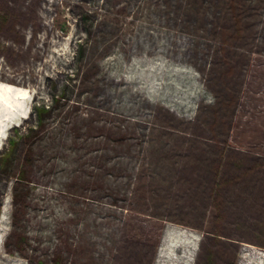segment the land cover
Listing matches in <instances>:
<instances>
[{
	"label": "rangeland",
	"instance_id": "obj_1",
	"mask_svg": "<svg viewBox=\"0 0 264 264\" xmlns=\"http://www.w3.org/2000/svg\"><path fill=\"white\" fill-rule=\"evenodd\" d=\"M234 1L0 0V264H264V0Z\"/></svg>",
	"mask_w": 264,
	"mask_h": 264
},
{
	"label": "trees",
	"instance_id": "obj_2",
	"mask_svg": "<svg viewBox=\"0 0 264 264\" xmlns=\"http://www.w3.org/2000/svg\"><path fill=\"white\" fill-rule=\"evenodd\" d=\"M248 1H250V0H235L234 2H232V5H230L229 7H230V9L231 8H233L234 10H237L238 11V9H239V11L241 12V14H244L245 12H246V10H252V9H254V8H256V9H258V10H260V4H261V2H259V0H257V4H256V6H253V4H248ZM258 13H260V12H258ZM239 15H240V13H238V14H236L235 16L237 17L236 18V21H240L239 20ZM260 25H262V26H264V21L262 20V21H260ZM263 31H264V29H263ZM264 39V38H263ZM42 51H39L38 52V57L40 58V60H42V57L47 53V49L45 48V49H41ZM73 62H74V59H73V57H67V58H65L64 60H62V61H59L58 63H57V65L54 67V68H50V69H43L41 72H39V75H42V74H44L45 73V70H47V71H52V73H55L54 75H58V74H62V73H66L65 71H66V69L68 68V67H70L72 64H73ZM38 67H39V64H38ZM37 71H39L38 69H37ZM36 71V73H38ZM8 80H10V81H12V82H14V83H18V81L17 80H13V79H8ZM20 83H21V81H19ZM229 100L231 101V102H233V101H235V93H233L232 94V97H231V95H230V97H229ZM30 113H31V111L29 112V114H28V116H27V118H25L24 120H26V119H28L29 117H30ZM24 120L20 123V124H18V125H14V126H12L11 128H13V127H15V126H20V125H22V123L24 122ZM10 128V129H11ZM9 129V130H10ZM262 159V162H259V163H256V165L254 166V165H252V166H250L249 168L247 167V172H253V170L254 169H258V170H260L261 169V167H262V165H263V160H264V158H261ZM258 162V161H257ZM219 167V166H218ZM263 184V185H262ZM261 185H262V187H263V190H262V193H261V197H262V199L264 200V194H263V192H264V178H263V180L261 181Z\"/></svg>",
	"mask_w": 264,
	"mask_h": 264
},
{
	"label": "crops",
	"instance_id": "obj_3",
	"mask_svg": "<svg viewBox=\"0 0 264 264\" xmlns=\"http://www.w3.org/2000/svg\"><path fill=\"white\" fill-rule=\"evenodd\" d=\"M262 207L264 208V202H262ZM262 231V233L264 232V230H263V228L261 229Z\"/></svg>",
	"mask_w": 264,
	"mask_h": 264
},
{
	"label": "flooded vegetation",
	"instance_id": "obj_4",
	"mask_svg": "<svg viewBox=\"0 0 264 264\" xmlns=\"http://www.w3.org/2000/svg\"><path fill=\"white\" fill-rule=\"evenodd\" d=\"M198 263H199V260L196 261V264H198Z\"/></svg>",
	"mask_w": 264,
	"mask_h": 264
}]
</instances>
